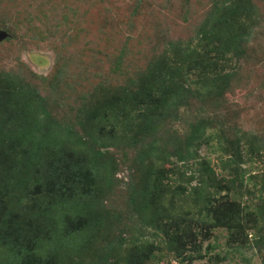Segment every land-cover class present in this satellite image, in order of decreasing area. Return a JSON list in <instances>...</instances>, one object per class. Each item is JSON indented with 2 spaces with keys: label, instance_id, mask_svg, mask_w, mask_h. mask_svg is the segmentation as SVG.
<instances>
[{
  "label": "rangeland",
  "instance_id": "obj_1",
  "mask_svg": "<svg viewBox=\"0 0 264 264\" xmlns=\"http://www.w3.org/2000/svg\"><path fill=\"white\" fill-rule=\"evenodd\" d=\"M232 2L240 11L232 13ZM0 31L7 35L0 41V90L15 89L35 99L34 118L42 131L50 127L61 140L69 131L83 138L93 109L96 120L91 123L98 131L108 132L112 122H121L115 130L117 144L99 138L96 145H86H91L86 151L102 179L90 197L97 213L94 226L86 238H78L86 243L51 261L124 264L129 252L148 245L153 256L146 264H264V189L259 191L264 186V0H0ZM233 34L235 49L223 57L224 43ZM157 68L166 77L156 79L157 84L179 86L177 107L158 122L153 138L137 128L125 135L134 118L125 116L131 109L117 104L103 116L99 107L136 92ZM200 124L207 125L211 140L210 148L202 145L199 154L209 160L215 183L234 180L239 187L218 191L216 197L240 203L242 216L248 213L242 225L253 230L247 240L240 237L241 243L232 244L224 227L211 228L204 236L205 218L192 193L199 183L198 162L178 159L191 130ZM218 141L232 153H258L223 169L213 151ZM149 163L164 172L154 181L168 190L162 204L175 218L189 222L177 220L178 227L194 234V241L178 251L168 250L164 236L154 229L148 217L152 208L141 211L133 203L132 194L145 176L153 177L146 171ZM3 201L0 196V218L12 212L20 221L26 216L34 221L39 212L30 200L28 214L16 200V209L4 207ZM161 213L152 215L154 223H168ZM17 222H11V235L30 234L29 227L18 230ZM6 256L0 248V264Z\"/></svg>",
  "mask_w": 264,
  "mask_h": 264
},
{
  "label": "trees",
  "instance_id": "obj_2",
  "mask_svg": "<svg viewBox=\"0 0 264 264\" xmlns=\"http://www.w3.org/2000/svg\"><path fill=\"white\" fill-rule=\"evenodd\" d=\"M231 7L232 13L241 9L235 2H232ZM236 38L233 34L232 38L226 39L221 54L223 57L233 52ZM157 69L158 71H152L142 79V85L136 92L126 94L125 97L121 95L99 107L103 116L107 114L105 109L109 107L113 110L117 104L124 109H131L125 116L134 114V118L124 129L125 135L133 128H137L147 138H153L158 122L167 112L177 107L179 86L157 84L156 79L160 81L166 79L162 76L161 68ZM27 97V93L15 89L0 90V196L3 197L4 207L12 205L15 208L16 205L23 204L22 212L28 214L32 203L35 202L33 205L39 207V212L35 213L34 221L27 219V216L20 221L17 213L3 214L0 218V248L7 251L4 264H8L9 260L12 264H55L51 260H59L70 250H76L86 243V241L79 243L78 238L88 236L87 233L94 226L97 217L96 211L91 208L90 197L98 190L102 179L98 166L93 162L95 158L91 160L86 151L91 145L90 147L86 145H96L99 138L103 143L107 141L113 145L117 144L120 137L115 130L121 122H112L109 126L110 131L106 132V128H99V132L91 123L96 120L93 109L84 124L83 138L75 137L69 131L61 140L50 127L47 131H42V128L37 126L38 121L34 114H37L39 105L34 104L35 99L28 100ZM206 130V124H200L191 130L184 149L178 151V159L181 162L191 160L198 162L199 183L195 185L192 193L193 200L201 206L199 215L205 218L204 236L209 234L211 228L224 227L231 232L232 244L241 243L240 237L242 241L247 240V233L253 228L242 225V220H246L248 213L242 216L244 210L240 208V203L230 201L229 198L216 197L218 191L231 192L239 187H236L234 180L231 184L215 183L209 160L199 154L202 145L210 146L211 139L206 135ZM109 132L112 135L109 136ZM100 134L102 138L98 136ZM230 150L221 141H218L213 149L214 153H217V159L223 163V169L231 164L244 163L245 156L252 160L255 153H258L252 149H248V152L237 149L234 153ZM223 156L228 158L223 161ZM149 164L152 167H147L146 171L149 169L153 177L147 180L148 174L145 176L144 183H141L132 194L133 203L135 205L138 203L141 211L152 208V214L148 217L154 229L164 236L166 241L163 242L168 250L178 251L187 246V241H194V234L184 232L183 226L178 227L177 220L182 224L189 222L184 217L175 218L162 204L161 198L166 193L165 190H168L154 181L163 176L164 172L162 169L154 171L153 163ZM100 170L102 171V168ZM169 173H175L173 168L169 169ZM190 179L192 177H188V182ZM178 188L185 190L184 187ZM263 189L264 186L260 187L259 191L263 192ZM248 193L252 194L250 190ZM14 200L16 205L13 203ZM29 200L32 203H29ZM160 213L163 219H170L172 222L154 223L152 215L158 216ZM41 217L42 222L39 221ZM14 218L18 219L15 227L18 230L20 227H29L30 234L26 233L20 237L21 232H17L11 235V222ZM254 221H257V217ZM170 224L175 228H171ZM179 228H182V231L177 235ZM13 237L18 239L13 240ZM136 248L137 250L126 255L124 264H146L153 256V246L141 245Z\"/></svg>",
  "mask_w": 264,
  "mask_h": 264
},
{
  "label": "water",
  "instance_id": "obj_3",
  "mask_svg": "<svg viewBox=\"0 0 264 264\" xmlns=\"http://www.w3.org/2000/svg\"><path fill=\"white\" fill-rule=\"evenodd\" d=\"M6 36H7L6 33L0 31V41H2L3 39H5Z\"/></svg>",
  "mask_w": 264,
  "mask_h": 264
}]
</instances>
